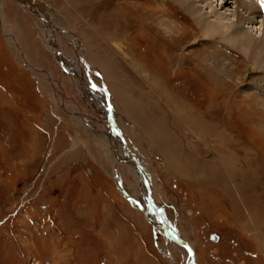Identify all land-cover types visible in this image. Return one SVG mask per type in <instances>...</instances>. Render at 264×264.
<instances>
[{"label": "rangeland", "instance_id": "1", "mask_svg": "<svg viewBox=\"0 0 264 264\" xmlns=\"http://www.w3.org/2000/svg\"><path fill=\"white\" fill-rule=\"evenodd\" d=\"M35 1L41 5H31L34 9L21 0L1 1L0 264L190 263L181 245L147 222L144 200L135 204L134 174L110 150L104 116L88 105L96 98L109 107L134 166L149 172L153 221L186 242L195 263L264 264V228H257L264 202L257 205L260 189L248 188L252 180L241 186L254 176V159L264 163V98H258L256 81L245 71L250 64L245 57L220 38L202 41L203 25L171 0ZM254 1L264 15V3ZM209 3L222 7L220 0H200L198 15L209 11ZM231 10L225 7L220 14H231L235 24ZM42 12L55 27L49 30L57 50L52 51L82 71L76 83L45 46L51 25ZM171 28L176 36H169ZM212 52L228 55L236 76L223 78L207 59ZM173 101L179 114L187 106L204 119L210 115L227 138L230 130L235 134L239 186L227 190L218 164L211 184L197 179L203 166L189 171L183 154L198 151L202 160L204 144L174 151L189 130L183 113L176 117ZM212 152L223 166L227 152ZM245 152L253 159L242 161ZM231 211L248 227V237L235 229L232 215H225ZM211 234L219 241L210 240Z\"/></svg>", "mask_w": 264, "mask_h": 264}, {"label": "bare ground", "instance_id": "2", "mask_svg": "<svg viewBox=\"0 0 264 264\" xmlns=\"http://www.w3.org/2000/svg\"><path fill=\"white\" fill-rule=\"evenodd\" d=\"M1 1L2 0H0V28L3 29ZM29 1L30 0H27V2L26 1L24 2L23 0H21V2H23L24 4L27 5V7L31 8L32 6L29 3ZM171 1L175 2L184 11V13L186 15L194 16L196 19L195 22L197 23V25H199V26L203 25L201 27L202 37H203L202 41H215L214 40L215 38H220L221 43H223L224 45H227L231 49H234L235 51H237L238 53L242 54L245 57L246 61H248L250 63L249 65H247L245 71L248 74H250L249 77H253L255 79L256 82L254 84V89L260 93L258 98L263 99L264 98V15L263 14L260 15V12H257L254 9L255 5L253 4V0H251L249 3H247V1H249V0H247V1L246 0H237L236 2H234V0L232 2H230L231 0H220L222 7L219 10L216 8L218 4L216 5V7H213L212 4L209 3L208 4L209 11L203 13V15H201V16L198 15V12H197L198 8L203 9V6L201 7V6H199V4H197V2L198 3L200 2V0H171ZM203 1H205V0H203ZM255 1H257L258 3H259V1L264 3V0H255ZM84 2L86 3L87 0H84ZM38 5H41V4L38 3ZM225 7L232 9L231 10V12H232L231 19H234V18L237 19V20H235V24H233V20H230L231 14H223V13L220 14V12L222 10H224ZM262 8L264 9V7H262ZM27 9H29V8H27ZM31 9H34V7ZM40 11H43V10H40ZM261 11H262V9H261ZM41 14L43 16H45L47 13L44 14L42 12ZM207 14H209V15L211 14L210 17H211V19L214 18V20L211 21ZM260 19H262V21ZM50 21H51L50 18L48 16H45V22L47 23V26H48V24L51 25ZM206 21H208V22H206ZM168 22L171 25H173V23H171L169 20H168ZM245 24L251 26L252 29H253V25L255 26L256 24H259V28H258V30H256L254 32L253 30H249L248 29L249 27L245 26ZM47 26H45V29H47L46 28ZM50 28L55 30V27L52 25L47 29V33L45 34V40H44V41H47V43L44 42L45 46L51 52V54L55 57V59L57 61L60 60V63L62 64L64 69H66L68 71V73L70 74L71 81L73 83H76V81H77L76 76H79V78H81V76H83L82 71H81L79 66L74 64V62L71 64L70 59L65 58L62 54H60L58 52L55 54V52L52 51V49L54 51H57V50H55L56 49L55 45H53L52 41L50 40L51 39V34H49ZM63 30H64V28H63ZM45 31H43V32H45ZM3 32L5 33L4 30H3ZM60 32H63V31H60ZM169 32L171 33L169 35L170 37L176 36V35H174L175 33L172 32V28L169 29ZM64 34L67 35L69 37V39L76 42L77 45H79L78 41L75 40L74 38H72L71 35H69V33L67 31L64 30ZM120 36L122 37V34H120ZM5 37H6V39H8V43L14 42L15 46L17 47L15 40H12V38L10 36H8L6 33H5ZM111 40H113L112 37L110 38V41ZM77 57H78V60L83 63V59L79 55H77ZM207 59L214 66V69L220 75H222L223 78L224 77L229 78L232 75L236 76V74L234 73V68H232V66H231V65H233V62H232L233 60L229 59L228 55H221L219 53L216 54L215 52H212V54H210L207 57ZM24 62H27V57H24ZM28 66H30V65H28ZM32 69L34 71L41 72V70H38L35 68H32ZM137 74L140 76V78L145 77V75H140L141 71H139V70L137 71ZM103 92H104V94H107V91L105 89H103ZM248 93H250L249 90H248ZM248 95L251 96L250 94H248ZM98 100H99V98H96L94 100H89L88 105H92V107H94L96 109V112L99 111V113L102 116H104L105 127L109 131L106 135H108V140L110 138V141H112L111 145L113 144V146L111 147L110 150H112L113 155L116 156L119 160L127 161L128 163H126L125 165L128 167V170H130L134 174L133 175L134 183L139 189V191H137L138 190L137 189L136 192H134L135 195H137V201H135V204L140 206L138 203V200L139 199L144 200V202L147 206V210H145V212H143L141 209H139V210L142 211L144 214L146 213L145 217L147 219V222H149L152 226H154V228H157V230L159 232L162 231L163 233H166L167 235H169L166 232L167 227L163 223L162 224H156L153 221L155 211L153 210L154 208L152 209V206H151L152 205V198H151L152 195L149 194V192L151 190L150 187L148 186V184L150 183L149 172L147 171L146 168H144L142 166L141 167L139 166V169L134 166V165H136V163H134V161H133V158L131 156L132 153L128 150V147L125 144L123 137L121 138L120 131H117L116 127L113 126V121L110 117L109 107L107 105H104L105 107L102 108L101 107L102 103H100L101 101L98 102ZM175 103L176 102L173 101V104H174L175 109H176L175 112L177 113L176 117H179L180 114L183 113L181 115L182 116L181 120H182V123L184 125H186V130L187 131L189 130V134H186L188 136V138H184L182 141H179V147L174 148V151L176 153H178L179 150L186 151V150H189V148L196 149L195 147H193L194 144H196V145H198L199 143L204 144L203 149L200 150L202 152L201 157H202L203 163H202V160L199 159V157L197 156L198 151H194L193 153L188 152V153L183 154L184 161L187 162V164L189 165V171L193 172L194 171L193 169H198L197 165L203 166L201 168L202 171H200V173H198L199 177H197V179L202 178L207 183L211 184V182H209L208 180L212 179L214 172L215 173L218 172L217 169H216L217 172L213 171V169L215 170V166L218 164L217 166L219 167V170L222 171V174L224 172V174L222 175L224 177L223 183L226 184L225 187L227 188V190L230 189L231 187H235L236 185L239 186V183H238V181H236V177H235L236 166L238 165L239 158H240V156L236 157V151L238 150L239 142H236V139L238 140V138L235 136V134L232 135V131L230 130V132H227L228 134H230L229 138H227L226 134L220 129V127H218L216 124H214L215 120H213V118H210V115H208V119H204L202 117H199L196 110L195 111L193 109L191 110L187 106L183 105V107L180 109V114H179V112L177 110V106L175 105ZM165 110H166V108H165ZM141 118H143V117H141ZM217 120H219V119H217ZM162 121H165V119H163ZM175 123L173 125H175ZM182 123L179 122L177 124V126H180V124H182ZM171 125H172V122H171ZM151 126L149 125V127H151ZM158 127L161 128V126H158ZM166 127H168V126H166ZM153 131H155V130H153ZM169 131H171V130H169ZM169 131L166 130V133ZM263 131H264V129H263ZM116 136L119 139L121 144H119L117 142ZM168 136H170V135H168ZM177 136L178 135L176 133L175 139L177 138ZM106 139H107V136H106ZM185 139H187V140H185ZM181 144L183 146L182 149H181ZM241 145L243 146L242 143H241ZM229 146L231 147L230 149H228ZM215 148H219L220 150H225L227 152V155L224 157L225 161L223 163V166L221 165L222 158L220 156H218L217 153H215L214 156L212 155L213 154L212 151H215ZM243 148L249 149V150L252 149V147H250V145H248V146L245 145V146H243ZM128 151L130 152V155L128 154ZM245 154H246V156L243 158L242 161H245L246 157L253 159V156L250 152H245ZM249 154L252 157H250ZM206 158L208 160H206ZM254 160H255V162H254L255 165L253 163H251V166H253V168H252V170H250V172L254 173V176H252V177L248 176L241 186L245 187V183L247 184L250 180H252V181H250L248 188L252 187V188L260 189V191H257L256 194L254 193L255 194L254 196H255V201L257 202V205L262 206L263 202H264V191H261L262 187H264V163L261 162L260 160L259 161L256 159H254ZM176 163H178V162L175 161L173 163V165H175ZM195 167H197V168H195ZM255 172H256V174H255ZM188 174H189V172H188ZM190 175L195 178V175H193L192 173H190ZM201 175H204V176L201 177ZM205 181H203V182L205 183ZM203 182L201 181L200 183L203 184ZM190 183H191V181H190ZM207 183H205V185ZM198 185L200 186V184H198ZM131 187H132V185H131ZM147 188H148V190H147ZM251 196H253V194ZM238 198H239L240 202L242 204H244L241 200L240 194H238ZM128 200H130V199L128 198ZM150 201H151V203H149ZM261 206H258V207H261ZM245 213L248 214V212H245ZM258 221L261 223V225H259L257 228L262 231V229L264 228V220H258ZM169 236L171 237V235H169ZM171 239H172V237H171ZM172 240L174 241V239H172ZM262 241H263L262 248L264 249V238H262ZM194 256H195V253H194ZM195 259H196V256H195ZM189 264H197V261L195 263V261H193V259L190 258Z\"/></svg>", "mask_w": 264, "mask_h": 264}, {"label": "water", "instance_id": "3", "mask_svg": "<svg viewBox=\"0 0 264 264\" xmlns=\"http://www.w3.org/2000/svg\"><path fill=\"white\" fill-rule=\"evenodd\" d=\"M29 3H30L31 5H37V4H38V3L36 4V1H35V0H30ZM127 199H128V198H127ZM149 203H151V201H150ZM166 232H167L169 235H171L172 239H174V241H176V243H178V244L181 245L183 248H185V249L187 250V252L189 253L190 258L193 259V261H195L194 252H193V250L189 247V245H188L186 242L180 240V239H179L174 233H172L168 228H166Z\"/></svg>", "mask_w": 264, "mask_h": 264}, {"label": "crops", "instance_id": "4", "mask_svg": "<svg viewBox=\"0 0 264 264\" xmlns=\"http://www.w3.org/2000/svg\"><path fill=\"white\" fill-rule=\"evenodd\" d=\"M227 214H228L229 216L232 215V216H233V217H232L233 222H234V223H237L236 226H235V227H236L235 229L238 230V231H239V230H240V231H244V232H243L244 237H248V236H249V235H248V231H247V230H249L248 227H247V226H244V225H241V222H242V221L237 220L236 215L233 214L232 211H231V212H227L225 215H227ZM241 234H242V233H241Z\"/></svg>", "mask_w": 264, "mask_h": 264}, {"label": "flooded vegetation", "instance_id": "5", "mask_svg": "<svg viewBox=\"0 0 264 264\" xmlns=\"http://www.w3.org/2000/svg\"><path fill=\"white\" fill-rule=\"evenodd\" d=\"M210 240H212V241H219V237L216 236L215 234H211L210 235Z\"/></svg>", "mask_w": 264, "mask_h": 264}]
</instances>
